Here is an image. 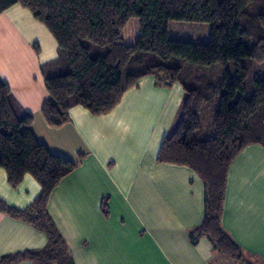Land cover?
I'll use <instances>...</instances> for the list:
<instances>
[{"label": "trees", "instance_id": "16d2710c", "mask_svg": "<svg viewBox=\"0 0 264 264\" xmlns=\"http://www.w3.org/2000/svg\"><path fill=\"white\" fill-rule=\"evenodd\" d=\"M14 4L30 10L58 42V57L42 66L49 91L42 113L50 125L66 123L75 105L96 115L110 112L147 75L158 85L181 83L180 118L157 160L187 165L201 176L205 214L191 241L206 235L215 249L239 263L245 254L221 218L232 161L245 146L264 145V0H0V13ZM173 20L208 23V40L172 39ZM216 64L222 67L219 80L203 70ZM203 115L210 119L209 133ZM32 123L33 116L0 78V167L13 187L27 173L42 187L26 209L0 199V212L48 237L45 248L5 255L0 264H73L48 203L79 162L52 152L37 139Z\"/></svg>", "mask_w": 264, "mask_h": 264}, {"label": "crops", "instance_id": "0c3cea01", "mask_svg": "<svg viewBox=\"0 0 264 264\" xmlns=\"http://www.w3.org/2000/svg\"><path fill=\"white\" fill-rule=\"evenodd\" d=\"M57 57V40L30 10L14 4L0 13V78L33 116L37 139L79 162L48 203L73 264H246L221 254L206 235L191 241L205 214V183L187 165L157 160L180 118L181 83L158 85L144 76L110 112L75 105L66 123L53 126L42 113L49 97L42 66ZM41 191L29 173L13 187L0 167V199L7 204L26 209ZM221 221L251 259L247 264H264V145L251 143L232 161ZM47 243L44 231L0 212V259Z\"/></svg>", "mask_w": 264, "mask_h": 264}, {"label": "rangeland", "instance_id": "374dc122", "mask_svg": "<svg viewBox=\"0 0 264 264\" xmlns=\"http://www.w3.org/2000/svg\"><path fill=\"white\" fill-rule=\"evenodd\" d=\"M208 30H209V25L208 23H204V22L200 23V22L173 20L169 23V36L172 39L203 42L204 33L205 31L208 32ZM203 70H205L206 72L214 73L216 80H219L221 78L222 67L219 64H216L210 68L205 67ZM202 122H203V130L205 131V133H209L210 119L208 118L207 115H203ZM250 260L251 259L249 257L243 255L240 259V262L247 264L248 262H250Z\"/></svg>", "mask_w": 264, "mask_h": 264}]
</instances>
